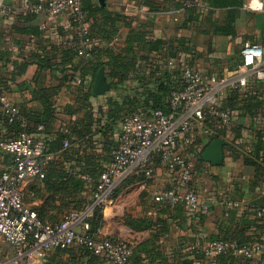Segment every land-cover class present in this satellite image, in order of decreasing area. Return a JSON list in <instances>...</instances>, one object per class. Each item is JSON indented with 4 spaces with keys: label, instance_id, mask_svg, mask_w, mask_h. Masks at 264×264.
Listing matches in <instances>:
<instances>
[{
    "label": "crops",
    "instance_id": "crops-1",
    "mask_svg": "<svg viewBox=\"0 0 264 264\" xmlns=\"http://www.w3.org/2000/svg\"><path fill=\"white\" fill-rule=\"evenodd\" d=\"M247 1L201 0L194 8L177 13L179 0H150L148 4L143 0H105L103 15H92L89 7L98 2L82 0L86 25L94 39L93 56L106 48H122L131 31L148 41H163L159 48L138 50L135 69L127 80L112 86V78L106 76L109 89L90 96L94 58L84 59L74 52L76 35L69 17L65 13L29 15L12 6L14 0H0V94L34 120L29 119L28 129L48 145L51 158L46 168L56 162L57 171H65L83 183L82 191H68L66 196L50 192L41 179L27 182L23 186L27 206L40 211L47 220L59 219L75 200L82 199L84 207L94 182L86 158L92 155L102 163L109 146L117 141L125 107L152 106L148 94L161 92L158 86H171L184 65L193 64L208 83L211 78L232 79L244 44L257 43L264 48V0H260L262 10L246 9ZM41 23L43 28L39 29ZM100 28L113 32L106 37ZM44 99L52 108L48 121L41 117ZM108 100L120 105L116 118L108 117ZM221 105L234 112V122L223 125L207 118L192 131V141L179 147L194 173L191 182L179 190H192L205 208L189 211L183 205L155 202L158 189L175 184L162 165L147 180L139 174L130 175L121 184L114 204L104 208L101 233L128 241L135 250L133 264H154L149 249L153 246L168 264H179L178 256L187 253L179 248L182 240L203 244L238 224L241 217L260 223L253 211L245 212L244 203L254 201L264 208V80L249 76L236 88L227 86ZM5 125L0 116V142L12 136ZM58 135H65V140L54 149L52 142ZM216 138L223 141L219 164L203 158ZM257 144L263 149L257 151ZM257 153L261 155L258 167L250 162ZM7 162L0 149V171ZM133 192L134 201L128 208L123 200ZM235 202L242 204L235 206ZM144 221L150 226L144 228ZM254 230L245 227L244 234ZM82 248L75 244L56 250L49 262L86 264ZM188 258L193 264H215L212 258Z\"/></svg>",
    "mask_w": 264,
    "mask_h": 264
},
{
    "label": "built area",
    "instance_id": "built-area-1",
    "mask_svg": "<svg viewBox=\"0 0 264 264\" xmlns=\"http://www.w3.org/2000/svg\"><path fill=\"white\" fill-rule=\"evenodd\" d=\"M200 1L180 0L175 11L197 6ZM12 6L30 15L65 13L76 35L73 50L84 59L90 57L94 39L86 25L82 0H14ZM244 7L262 10L263 3L248 0ZM42 28L41 23L39 29ZM239 53L240 63L232 79L211 78L208 83L193 64H186L168 94L166 108L139 106L124 116L116 146L90 190L89 202L80 210L68 211L58 222L40 220L24 201L23 186L42 179L44 165L51 158L44 143L24 129L15 138L1 141L0 149L9 161L0 171V264H44L55 250L75 244L89 250L102 264H132L133 246L120 237L101 233L103 210L113 204L114 191L122 181L132 174L147 180L159 165L164 166L175 184L158 189L153 196L155 202L181 204L189 211L205 208L192 190H179L194 176L190 161L179 147L192 141V131L207 118H215L223 125L234 122V112L221 105L227 86L236 88L249 76L264 80L263 46L246 43ZM0 108L8 122L18 118V106L5 94L0 95ZM244 205L253 207L248 202ZM255 215L264 218V208H256ZM186 249L204 258L230 253L251 259L252 264H264V233L259 241L249 245L217 239L188 243Z\"/></svg>",
    "mask_w": 264,
    "mask_h": 264
},
{
    "label": "trees",
    "instance_id": "trees-1",
    "mask_svg": "<svg viewBox=\"0 0 264 264\" xmlns=\"http://www.w3.org/2000/svg\"><path fill=\"white\" fill-rule=\"evenodd\" d=\"M149 1L150 0H143V2L145 4H148ZM179 6H180V0L177 3L176 8H178ZM194 7L195 6H191V7L185 8V9H191ZM102 10H103V7L97 3V4H94L92 7H89L88 12L92 15H95L96 13H101L103 15ZM103 18H104V20H106L107 16L104 15ZM99 31L101 32V34H103L106 37H109L108 35H110L113 32L111 29L110 30H104L103 28H100ZM162 44H163V41H161V40H154V41L150 40V41H148V40L144 39L143 35L136 33L135 31H131L127 34L125 41H124V46L122 48H119L117 50L115 49V47L114 48H106L103 50H99L96 53V55L94 54V56H93L94 52L92 49L91 55L88 58V59H90L92 57L94 58V62L91 63V72L94 73V75H95L96 71L100 67H104L105 75L112 78V81L110 82L111 85L112 86L118 85V84L122 83L123 81L127 80L129 78L128 75L130 74V72L135 69V64H136V61L138 59V56H137L138 50H141V49L144 50V48L147 50H153V49L159 48ZM178 78H179V76L177 77L175 82L171 86H169L168 88H165V87L159 88V86H158V89L161 92H157L155 94H151V93L148 94L149 99L152 100V106H148V105H140V106H143L145 108H155V107L166 108L168 94H169L170 90L177 85ZM89 95L93 96L91 94V90H90ZM44 100L46 101V105H45L44 112L41 113V117H42L43 121L44 120L48 121L51 118L52 108L50 107L51 104H49V102H47V99H44ZM106 104H108L107 108L109 110L108 117L110 116V117L116 118L119 115L118 112L121 111L120 105H118L116 101H112V100H108L106 102ZM137 107H139V106H136V107L132 106L131 107V105L128 104L127 107H125V111H124L125 113H124L123 117L132 113ZM18 110H19L18 118H14L11 122H8L6 116H4V114L2 113L1 108H0V116L3 119L4 123L6 124L5 126L8 128V130L12 134L11 139L15 138L18 135V133L21 132L23 129L30 132L28 129V121L30 119V116L27 115L25 112H23L21 110V108H19V107H18ZM40 118H39V120H40ZM21 119H23L25 121V123H26L25 125H22L21 122H23V121ZM30 120H33V119H30ZM36 122H38V119L35 121V123ZM64 137H65V135H58L55 138V140L52 142L54 149L60 148V146H61L60 143L65 140ZM38 139L44 143L47 152H49L47 143L41 138H38ZM116 143H117V141L113 142L109 146L107 157L102 161V163H98L97 161H95L92 155L86 158V160H88V162H90L89 163V167H90L89 170H91V175H92L91 177L94 181L93 185L96 182L97 177H98L103 165L105 163L109 162L110 156H111V151L116 146ZM261 149H263L262 146L257 144V151H260ZM4 155L6 156V159H8V161H9V156L5 153H4ZM260 158H261V155H259L257 153L255 155V157L250 160V162L254 163L256 165V167H258L259 162H260ZM55 163L56 162H53V161L50 162L48 164L47 168H46V165H44V177L41 179V181L49 186L48 190L52 193H64V194H66V196L69 193L68 191H72L75 194H77L79 190L82 191L83 190L82 181L75 178L74 176H71V174H69L65 171H61V170L57 171L55 169V166H56ZM45 168H46V170L48 169V173L45 171ZM34 181H36V180H32L31 182H34ZM124 181H122L119 184V186L115 189L114 194H113V198L116 197L117 192H118L119 188L121 187V184ZM32 193H34V191ZM27 199H28V197L24 196L25 203H26ZM81 203H82V199L81 200H75L74 206L71 209H67L64 213H62L60 218L57 220H47L40 213V211H38L35 208H33V210H35V212H36V214L40 220L46 221L49 223H55V222H58L59 220H61L62 217L64 216V214L67 213L68 211L80 210V209L84 208V207H82ZM248 204H252L253 207L246 205V207H245L246 211L245 212H249L247 210H250V211H253V213L255 214V209L260 208V207H258L259 204L257 202L251 201V202H248ZM175 205L180 206L181 204H175ZM178 210L179 209H177V211ZM96 213H97V211H96ZM257 218H255V219H257ZM258 219L259 220L261 219L260 223L256 222L255 220L249 219L247 217H241V219L238 220L239 221L238 224H236L235 226L230 225L228 229L222 231L221 235L214 236L211 240L222 239V240H226L228 242L236 243L238 245L253 244V243L259 241L261 236L264 233V218H258ZM143 223L145 224L144 228L150 226V224L148 222L144 221ZM245 227H254V229H255L254 233L249 234V235H245L244 234V228ZM188 243L191 244V243H197V242L196 241L187 242V240H182L180 242L179 248L184 249L185 252H187V253L178 256V263L179 264H193L192 259L188 258V255H193L194 258L195 257L204 258L202 255L195 254L193 252H190L188 249H186V244H188ZM145 245H146V243L142 244V247ZM148 248H149L148 246L145 247L147 252H149V249L152 252L150 255L156 261L154 264H168L164 257L161 258L159 256V253L155 250V246H153L149 249ZM65 249H67V248H65ZM65 249H58V250H65ZM82 251L84 252L83 253L84 256L87 257L86 258V264H102L100 259L97 256L93 255L89 250L82 248ZM135 256H136L135 250L133 247L132 257L135 258ZM132 257H131V261L133 264V260H132L133 258ZM213 259H215L214 260L215 264H252L251 259H246L243 257H237V256H234L230 253L221 254L219 256H216ZM44 264H50L49 258H48V261Z\"/></svg>",
    "mask_w": 264,
    "mask_h": 264
},
{
    "label": "water",
    "instance_id": "water-1",
    "mask_svg": "<svg viewBox=\"0 0 264 264\" xmlns=\"http://www.w3.org/2000/svg\"><path fill=\"white\" fill-rule=\"evenodd\" d=\"M100 5L105 4V0H96ZM109 89V82L105 75L104 67H100L93 79L91 86V94L93 96L102 95ZM222 144L223 141L219 138L214 139L206 150L203 152V158L211 160L213 164H219L222 161Z\"/></svg>",
    "mask_w": 264,
    "mask_h": 264
},
{
    "label": "rangeland",
    "instance_id": "rangeland-1",
    "mask_svg": "<svg viewBox=\"0 0 264 264\" xmlns=\"http://www.w3.org/2000/svg\"><path fill=\"white\" fill-rule=\"evenodd\" d=\"M134 193L135 192H133V193H130L128 196H126L125 198H124V203L125 204H128V205H126V207H128V208H130L131 206H130V204H132V202L134 201ZM115 200H116V198H114V201H113V204H114V202H115ZM113 204H111V205H113ZM111 205H108V206H111Z\"/></svg>",
    "mask_w": 264,
    "mask_h": 264
}]
</instances>
